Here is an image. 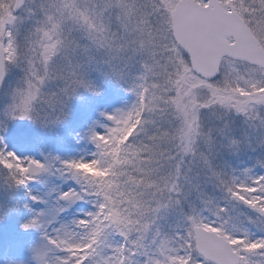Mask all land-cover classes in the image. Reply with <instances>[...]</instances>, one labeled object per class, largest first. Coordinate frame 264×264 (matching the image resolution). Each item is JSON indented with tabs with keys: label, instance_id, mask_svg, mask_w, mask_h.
I'll use <instances>...</instances> for the list:
<instances>
[{
	"label": "snow or ice",
	"instance_id": "1",
	"mask_svg": "<svg viewBox=\"0 0 264 264\" xmlns=\"http://www.w3.org/2000/svg\"><path fill=\"white\" fill-rule=\"evenodd\" d=\"M15 68L0 108V222L26 210L19 226L40 239L13 264H264V0H0V87ZM92 71L135 100L78 134L91 159L9 148L11 122L54 129L81 90L99 96ZM248 151L251 167L223 159ZM43 176L77 187L52 201L30 187ZM79 201L93 210L61 221Z\"/></svg>",
	"mask_w": 264,
	"mask_h": 264
},
{
	"label": "rangeland",
	"instance_id": "2",
	"mask_svg": "<svg viewBox=\"0 0 264 264\" xmlns=\"http://www.w3.org/2000/svg\"><path fill=\"white\" fill-rule=\"evenodd\" d=\"M18 76L23 75L22 71L18 68H15L11 71V73L6 77V83L3 85L2 90L0 92V108L4 106V104L7 102V97L4 95V92L12 87L14 88L17 84V82L21 79L19 77L18 81L16 80V75ZM89 78L92 79L95 82V78H97L100 82L97 83L98 87H105V90L108 91L107 94H110L115 88L122 87L120 84L108 80L105 81L103 78L100 77V74L96 71H92L89 73ZM104 96V94L99 95V96H93L90 93L84 92L81 90V97L85 98H91L94 101H97L100 104V108L104 109V105L102 103L105 102V100H102L101 98ZM82 98H77L72 101V110L70 117L67 121L63 122L59 126H57L54 129H42L38 125L32 124L30 121H13L9 124V130L6 133L7 136L12 137L14 143L18 142L19 138L21 135L25 134H33L36 140V145H34L33 148H29V151H18L13 148L12 144L9 146L11 150H16L19 153H23L25 155H33L38 159H42L43 156L41 153L44 155H47L51 153L53 156H63V159H68V156L66 152H60L58 154L52 153V149L54 146H57V142L60 144H69L70 142V137H68L67 132V123L71 119L77 118L78 116L82 115L83 112H81V107L80 105V100ZM135 100V98H134ZM209 123V121L206 119V124ZM235 127L237 129V132L239 133L242 131L244 125L243 122L237 117L235 121ZM22 130V131H21ZM87 130V126L83 127V131ZM82 131V132H83ZM97 131L102 132L103 128L97 127ZM18 136V137H16ZM93 150L89 151V156H87L85 159H91V153ZM259 155V152H252L248 151L246 153L241 154L238 158L235 156H232L230 154L225 153L223 155V159L227 160L229 163H232L234 167H243L246 166V164L252 163L255 161L256 157ZM244 159V160H243ZM245 164H243V162ZM220 160L217 161L219 163ZM85 170L89 172L91 175H95V171H97V168L94 165H88L86 166ZM54 176H43L40 180L33 181L31 186L32 189H34L35 194L36 193H41V194H47L45 195V198H50L52 201L55 200V196L53 197L51 194L52 189L48 188L53 181ZM73 183H71L68 186L63 187V190H68L69 188H76L77 185L76 183L72 180ZM206 190L211 194L212 193V186L209 184L206 186ZM215 196L217 200L219 201V204L221 207H229L231 208L230 205L227 204V201L224 200L223 194L219 192V190L215 191ZM194 199V197H193ZM33 208L35 211H40L44 205L41 202H33ZM93 209L92 205L87 202V201H79L75 204H73L71 207H68L65 209L63 213L60 214V220L63 222H70L73 218H78L82 217L84 213L91 211ZM242 210V211H241ZM243 210H248V213H251V210L243 208L241 206L240 211L243 212ZM245 213V212H244ZM247 213V212H246ZM11 223V216L7 217L3 222H0V247L2 246L3 237L4 233L7 234V228H8V233H9V226ZM58 226V225H57ZM4 232V233H3ZM28 233H35L36 237L33 238L34 241H38L40 239V234L36 232H28ZM15 248V247H14ZM28 247L26 248H18L16 247L13 255L10 257L9 261L7 264H13V262H18V261H25L27 262L29 259V254L27 252ZM14 250V249H13ZM13 252V251H11Z\"/></svg>",
	"mask_w": 264,
	"mask_h": 264
},
{
	"label": "trees",
	"instance_id": "3",
	"mask_svg": "<svg viewBox=\"0 0 264 264\" xmlns=\"http://www.w3.org/2000/svg\"><path fill=\"white\" fill-rule=\"evenodd\" d=\"M19 77L18 74L16 75V80L18 81ZM95 82L99 83L100 81L95 78ZM101 88V94H104V96L101 98L102 100H105L102 105H104V109L100 108V104L97 101H94L91 98L85 97L80 100V107L81 112H83L82 115L78 116L77 118L74 117V119H71L67 123V134L68 137H70L69 144H60L57 142V146H54L52 149V153H60V152H66L68 159L69 158H76L79 159L81 157L86 158L89 156L88 150L93 152L95 151L94 145H92L89 142H86L84 140L78 139V134L82 133L83 127L88 126L90 123L94 121H100L101 123H107V121L104 120L103 117L100 116L101 112H112L117 108H123L125 105H130L134 102V95L126 90L125 87H118L115 88L110 94H107L108 91L105 90V87ZM107 93H106V92ZM101 128V127H100ZM22 131V130H21ZM18 137V136H16ZM7 143L10 146L12 144L13 148L18 151H29V148H33L34 145H36V140L33 134H23L20 136L18 142L14 143L12 137H9L6 135ZM63 157V156H59ZM63 159V158H62ZM244 160V159H243ZM242 160V162H243ZM232 165V163H230ZM245 164V162H243ZM254 164V162L246 164V166L251 167ZM233 166V165H232ZM234 167V166H233ZM264 171V170H260ZM96 176L104 175L99 169L95 171ZM74 181V180H73ZM75 182V181H74ZM72 180H62L59 176H54L53 181L51 182L50 186L48 188L52 189L51 194L52 196H56L55 189L59 188L62 189L65 186L70 185ZM32 189V186H30ZM63 190V189H62ZM33 194H35L34 189H32ZM19 198L22 200H26L30 203V205L33 207V202L30 201V198L24 197L23 192L21 191L18 194ZM93 210V209H92ZM242 211V210H241ZM243 212H247L248 210H243ZM26 213V210H22V212L17 214L11 215V223L9 226V233L7 228V234L4 233L2 246L0 247V264H7L10 257L13 255L16 247L18 248H26L28 247L32 242L33 238L36 237L35 233H28L25 232L23 229L20 228V223L23 222V217ZM259 235V233H257ZM15 247V248H14ZM14 249V250H13ZM13 251V252H11Z\"/></svg>",
	"mask_w": 264,
	"mask_h": 264
},
{
	"label": "water",
	"instance_id": "4",
	"mask_svg": "<svg viewBox=\"0 0 264 264\" xmlns=\"http://www.w3.org/2000/svg\"><path fill=\"white\" fill-rule=\"evenodd\" d=\"M2 87H0V91H1Z\"/></svg>",
	"mask_w": 264,
	"mask_h": 264
}]
</instances>
